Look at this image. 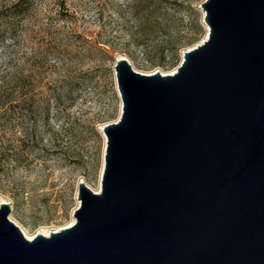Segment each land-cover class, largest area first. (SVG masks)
I'll list each match as a JSON object with an SVG mask.
<instances>
[{
	"label": "water",
	"instance_id": "obj_1",
	"mask_svg": "<svg viewBox=\"0 0 264 264\" xmlns=\"http://www.w3.org/2000/svg\"><path fill=\"white\" fill-rule=\"evenodd\" d=\"M171 74L114 55L101 190L32 239L0 201V264H264V0H201Z\"/></svg>",
	"mask_w": 264,
	"mask_h": 264
},
{
	"label": "rangeland",
	"instance_id": "obj_2",
	"mask_svg": "<svg viewBox=\"0 0 264 264\" xmlns=\"http://www.w3.org/2000/svg\"><path fill=\"white\" fill-rule=\"evenodd\" d=\"M200 1L155 2L151 29L144 0H35L21 21L0 14V198L20 228L66 226L78 181L98 188L100 125L120 115L114 55L144 73L173 71L205 36Z\"/></svg>",
	"mask_w": 264,
	"mask_h": 264
},
{
	"label": "trees",
	"instance_id": "obj_3",
	"mask_svg": "<svg viewBox=\"0 0 264 264\" xmlns=\"http://www.w3.org/2000/svg\"><path fill=\"white\" fill-rule=\"evenodd\" d=\"M145 1V16L143 17V23L149 26V28L151 29L154 21L151 19L150 16H152V14L154 13V7L156 4L155 2H158L160 0H144ZM35 3V0H15L13 2H11L10 4L6 5L5 7H3L2 9H0V14H2V16L5 19H17L18 21H21L28 13L29 11L32 9L33 5ZM173 50L171 52V56H175L176 57V53H177V49L178 46L175 45L172 47ZM157 56L159 61L164 59V55L162 50H159L157 52ZM62 85H67L69 88H71L74 84L75 81L65 78H62Z\"/></svg>",
	"mask_w": 264,
	"mask_h": 264
},
{
	"label": "bare ground",
	"instance_id": "obj_4",
	"mask_svg": "<svg viewBox=\"0 0 264 264\" xmlns=\"http://www.w3.org/2000/svg\"><path fill=\"white\" fill-rule=\"evenodd\" d=\"M205 26H206V33H205V36H204V38L207 36V30H208V26L205 24ZM203 38V39H204ZM119 55H121L120 53H116V56H119ZM175 71V69L173 70V71H171V72H168V73H165V72H160V74H171V73H173ZM144 73V72H143ZM153 73V72H152ZM145 74H149V73H145ZM122 104V103H121ZM121 111H122V106L120 105V113H121ZM103 125V124H102ZM102 125H100V130H101V128H102ZM102 132V131H101ZM102 135L104 136V139H105V145H106V136H105V134L102 132ZM103 168H104V159H103V161H102V168H101V175H102V171H103ZM89 186V185H88ZM90 187V186H89ZM93 189V188H92ZM94 191H96V192H99L100 190H101V176H100V181H99V186H98V188H96V189H93ZM2 200H5L4 198L2 199V198H0V201H2ZM75 221V216L73 215V217L71 218V220H70V222L66 225V226H64V227H67V226H69V225H71L73 222ZM61 228H63V226L62 227H59V228H54V227H47V226H40L39 228H37L36 229V231H34V232H32V233H29V232H27L25 229H23V228H21V230H22V232H23V234L25 235V237L26 238H28V239H32L33 237H35L36 236V234L37 233H42L43 235H49L50 234V232L51 231H58L59 229H61Z\"/></svg>",
	"mask_w": 264,
	"mask_h": 264
}]
</instances>
